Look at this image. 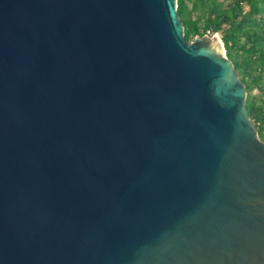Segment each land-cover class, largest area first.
Returning <instances> with one entry per match:
<instances>
[{
  "label": "water",
  "instance_id": "1",
  "mask_svg": "<svg viewBox=\"0 0 264 264\" xmlns=\"http://www.w3.org/2000/svg\"><path fill=\"white\" fill-rule=\"evenodd\" d=\"M221 32L178 0H0V264H264V141Z\"/></svg>",
  "mask_w": 264,
  "mask_h": 264
},
{
  "label": "trees",
  "instance_id": "2",
  "mask_svg": "<svg viewBox=\"0 0 264 264\" xmlns=\"http://www.w3.org/2000/svg\"><path fill=\"white\" fill-rule=\"evenodd\" d=\"M186 39L221 32L247 95V110L264 141V0H178Z\"/></svg>",
  "mask_w": 264,
  "mask_h": 264
}]
</instances>
